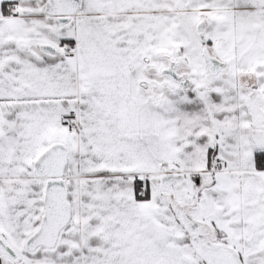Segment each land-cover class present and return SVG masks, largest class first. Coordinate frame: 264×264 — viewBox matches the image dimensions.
<instances>
[{
	"label": "snow or ice",
	"instance_id": "snow-or-ice-1",
	"mask_svg": "<svg viewBox=\"0 0 264 264\" xmlns=\"http://www.w3.org/2000/svg\"><path fill=\"white\" fill-rule=\"evenodd\" d=\"M0 264H264V0H0Z\"/></svg>",
	"mask_w": 264,
	"mask_h": 264
}]
</instances>
